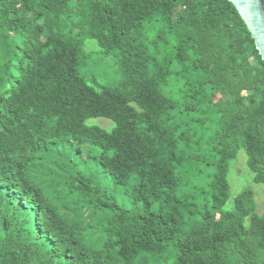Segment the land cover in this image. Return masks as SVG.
I'll use <instances>...</instances> for the list:
<instances>
[{
    "label": "trees",
    "instance_id": "obj_1",
    "mask_svg": "<svg viewBox=\"0 0 264 264\" xmlns=\"http://www.w3.org/2000/svg\"><path fill=\"white\" fill-rule=\"evenodd\" d=\"M242 150L264 186V60L231 1L0 0V264H264Z\"/></svg>",
    "mask_w": 264,
    "mask_h": 264
},
{
    "label": "rangeland",
    "instance_id": "obj_2",
    "mask_svg": "<svg viewBox=\"0 0 264 264\" xmlns=\"http://www.w3.org/2000/svg\"><path fill=\"white\" fill-rule=\"evenodd\" d=\"M85 50L87 58L93 64L90 77L95 76V87L100 86H114L120 81L121 74L118 70V64L114 55L106 56L103 53V49L98 42L94 39H87ZM90 125H98L111 132L115 127V123L106 118H91L88 120ZM207 172L212 175L214 169L210 166L207 167ZM252 173L247 167V154L245 151H240L237 159L232 162L231 171L229 174V182L231 185L232 197L238 195L245 188H253L255 191V198L258 203V211L264 213V186L261 184H255L252 180Z\"/></svg>",
    "mask_w": 264,
    "mask_h": 264
},
{
    "label": "water",
    "instance_id": "obj_3",
    "mask_svg": "<svg viewBox=\"0 0 264 264\" xmlns=\"http://www.w3.org/2000/svg\"><path fill=\"white\" fill-rule=\"evenodd\" d=\"M246 23L264 60V0H229Z\"/></svg>",
    "mask_w": 264,
    "mask_h": 264
}]
</instances>
